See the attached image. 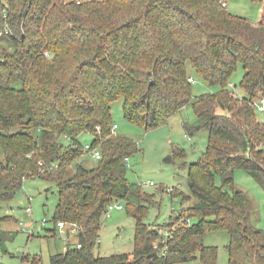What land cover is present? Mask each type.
I'll list each match as a JSON object with an SVG mask.
<instances>
[{
	"label": "trees",
	"instance_id": "obj_1",
	"mask_svg": "<svg viewBox=\"0 0 264 264\" xmlns=\"http://www.w3.org/2000/svg\"><path fill=\"white\" fill-rule=\"evenodd\" d=\"M251 1L260 5L255 25L224 0H0V32L9 29L0 36V202L28 179L55 186L51 231L74 224L77 242L49 264H182L196 254L199 264H216L217 249L201 242L214 231L228 235L227 264H264V231L234 183L243 171L264 193V121L252 106L264 98V0ZM238 65L241 96L229 86ZM190 70L215 92L192 101ZM119 98L124 119L145 132L188 105L196 129L208 132L201 159L187 166L192 205L164 224V244L144 223L151 196L126 178L125 159L138 147L110 131ZM82 134L92 136L100 159L68 174L84 154ZM170 195L181 206L190 200L176 189ZM113 202L134 219L133 250L94 256ZM186 218L195 221L181 225Z\"/></svg>",
	"mask_w": 264,
	"mask_h": 264
},
{
	"label": "rangeland",
	"instance_id": "obj_2",
	"mask_svg": "<svg viewBox=\"0 0 264 264\" xmlns=\"http://www.w3.org/2000/svg\"><path fill=\"white\" fill-rule=\"evenodd\" d=\"M227 10L238 17L255 25L260 12V5L251 0H224ZM243 70L238 65L236 73L231 78L233 91L241 96L238 83ZM194 83L191 84L192 101L198 96L215 92L207 87L193 71H189ZM123 100L119 98L111 104V122L116 125L114 134L133 140L138 152L133 154L128 163L126 178L129 183L141 186L142 192L150 195L152 201L144 203L148 208L144 223L153 228H163L177 216L181 208L192 205V197L187 186V166L201 159L207 145L208 132L196 129L198 125L191 106L172 116L166 126L145 132L142 128L130 124L122 114ZM259 121H264V113H256ZM187 125V130L184 127ZM37 131H33L35 136ZM38 134V133H37ZM78 141L84 147L90 144L92 136L82 134ZM182 150L183 155L173 156V152ZM171 158V162L167 159ZM83 164L86 169H92L97 161L89 153L73 162L69 168L71 173L75 164ZM150 183H152L150 185ZM235 186L245 192L251 203V217L255 227L264 231V193L260 187L243 171H235ZM219 184V180H217ZM167 189H176L188 197L181 206L179 196L170 195ZM57 202L55 186L39 179L24 181L21 189L9 202H0V218L10 217L11 220L0 224V264H32L36 257L38 264H49V257L60 254L68 247L75 246V235H61L52 232L50 221ZM113 210L108 219L101 220L99 240L93 248L94 256L108 257L116 254H127L133 250L134 219L124 210ZM30 209L31 215L26 212ZM46 219L44 228L41 221ZM195 220H191L193 223ZM33 223V226L31 225ZM22 224V226H20ZM32 226V228H31ZM68 228V227H67ZM203 246L217 249L216 264H227L226 246L228 235L224 231L209 232L201 240ZM23 259V260H22ZM182 264H199L198 255L193 261Z\"/></svg>",
	"mask_w": 264,
	"mask_h": 264
},
{
	"label": "built area",
	"instance_id": "obj_3",
	"mask_svg": "<svg viewBox=\"0 0 264 264\" xmlns=\"http://www.w3.org/2000/svg\"><path fill=\"white\" fill-rule=\"evenodd\" d=\"M8 33H9V29L7 27H4V29L2 30V32H0V36L2 34L6 35ZM44 55H45V57L49 58V54L48 53H45ZM188 83H190V84H193L194 83V81H193V79L191 77L188 78ZM229 86L233 88V86L231 85V83H230ZM252 106H253V108H254V110L256 112H258V113H264V98H260V99L256 100L255 102H253ZM115 129H116V125H112L111 126V129H110L111 133H114ZM83 150H84V152L89 153L91 155V157L94 158L96 161H98L100 159L99 149L97 147H92L91 143L85 145L83 147ZM128 161H129L128 159H125V162H124L125 163V166L127 168L129 166ZM56 167H57V165H53V166H50V169H55ZM151 184L152 183H150V185ZM167 191L168 192H171L172 189H167ZM117 203L118 202H113V203H110V204L107 205V207L105 209V212L103 214V217H102L103 219L104 218L105 219H108L110 217L111 211H113V210L119 211V210H122L123 209L122 206L117 205ZM26 212L28 213V215H31L30 209H27ZM190 221H191L190 219H187L186 218L185 220H183L180 223H181V225L189 226L191 224ZM46 222H47V220L46 219H43L41 221L42 224H41L40 227L41 228H44V224ZM31 225L33 226V223H31ZM20 226H22V224H20ZM32 226H31V228H32ZM65 227H67V225L64 224L63 222H59V223L56 224V228L59 230V233L61 235H71V234L75 235L76 234V231H77V226L76 225L72 224V225L68 226L67 229ZM153 229L160 236V238L158 239V241L156 243L159 242L161 244H164L169 239V237H170L169 236L170 235V230H169V228L167 226H164L163 228H157V227H155ZM154 248H156V245H155ZM165 249H166V247H164L163 250L160 252V254L162 256H164L166 254V250Z\"/></svg>",
	"mask_w": 264,
	"mask_h": 264
},
{
	"label": "crops",
	"instance_id": "obj_4",
	"mask_svg": "<svg viewBox=\"0 0 264 264\" xmlns=\"http://www.w3.org/2000/svg\"><path fill=\"white\" fill-rule=\"evenodd\" d=\"M184 109H185V108H184ZM184 109H183V110H184ZM183 110H182V111H183ZM52 228H53V227H52ZM52 228H51V229H52ZM65 228L67 229V227H65ZM56 231L59 233V230H58L57 228H55V232H56ZM69 236H70V235H68V236H66V237H69ZM65 249H66V248H65ZM65 249L63 250V252H65ZM63 252H62V253H63Z\"/></svg>",
	"mask_w": 264,
	"mask_h": 264
}]
</instances>
